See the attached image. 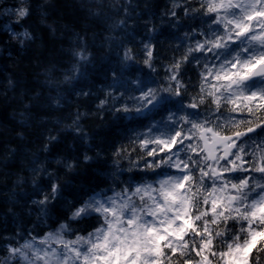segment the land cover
<instances>
[{
  "label": "snow or ice",
  "instance_id": "6c2138e0",
  "mask_svg": "<svg viewBox=\"0 0 264 264\" xmlns=\"http://www.w3.org/2000/svg\"><path fill=\"white\" fill-rule=\"evenodd\" d=\"M0 17V264H264V0Z\"/></svg>",
  "mask_w": 264,
  "mask_h": 264
},
{
  "label": "trees",
  "instance_id": "16d2710c",
  "mask_svg": "<svg viewBox=\"0 0 264 264\" xmlns=\"http://www.w3.org/2000/svg\"><path fill=\"white\" fill-rule=\"evenodd\" d=\"M7 4L9 6H11L14 3H17L18 0H6ZM53 3L56 4H63V0H52ZM105 3H109V2H116V0H104ZM120 2H122V0H120ZM131 2L133 4L136 3H141L142 0H131ZM154 2L156 4H158L160 7H163V3L164 0H154ZM5 0H0V5L4 4ZM4 23H6V21L3 19V17H0V49H3L5 47L4 45V41L7 40V35L5 32V29L3 27ZM22 29H17V31H20ZM13 52V56L16 60H19L20 63L19 65H17V63L14 62V60H9L7 58L8 56V52L4 51V52H0V91L3 90V86L5 84V77L9 74V69L11 70H15V71H29L31 69H26L24 67V65L27 63V61L21 60L20 56L18 55V53L16 52V50H12ZM9 95H11V93H9ZM12 111V109H7L5 111L4 109V105L2 102H0V117L4 116L7 114V112ZM59 115V114H58ZM88 125L90 126H94L96 123H98L97 121H88L87 122ZM3 183V179L0 178V185H2ZM0 192H3L2 187H0ZM0 201H2V195H0ZM9 206L0 202V214H2L3 212H5L7 210ZM9 226H11V224H9Z\"/></svg>",
  "mask_w": 264,
  "mask_h": 264
}]
</instances>
